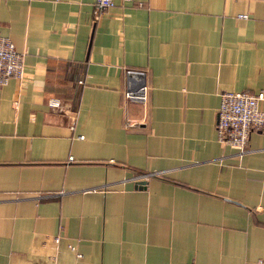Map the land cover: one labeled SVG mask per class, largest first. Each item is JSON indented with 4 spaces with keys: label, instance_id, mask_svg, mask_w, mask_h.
<instances>
[{
    "label": "crops",
    "instance_id": "1",
    "mask_svg": "<svg viewBox=\"0 0 264 264\" xmlns=\"http://www.w3.org/2000/svg\"><path fill=\"white\" fill-rule=\"evenodd\" d=\"M93 9L0 0V264H264V133L213 129L219 91L264 89V0Z\"/></svg>",
    "mask_w": 264,
    "mask_h": 264
},
{
    "label": "built area",
    "instance_id": "2",
    "mask_svg": "<svg viewBox=\"0 0 264 264\" xmlns=\"http://www.w3.org/2000/svg\"><path fill=\"white\" fill-rule=\"evenodd\" d=\"M114 0H94L93 18L110 8ZM130 2L132 0H122ZM237 18L245 19L246 14H237ZM23 75V62L12 42L0 35V86L5 84L10 77L21 78ZM126 99H137L144 101L146 92L145 85H141L137 90L127 88L123 92ZM264 100V89L257 91L241 90H221L218 93V104L215 111V121L213 124L215 140L219 144L231 146L238 154L246 152L249 134L252 131L264 133V108L259 106V102ZM46 104L57 112H65L62 102L56 97H49ZM81 135H77L80 138ZM71 159V158H68ZM154 173L147 172L139 174L136 179L142 181ZM58 236L53 237L57 242ZM68 249L79 258L80 254L74 246L68 245Z\"/></svg>",
    "mask_w": 264,
    "mask_h": 264
},
{
    "label": "water",
    "instance_id": "3",
    "mask_svg": "<svg viewBox=\"0 0 264 264\" xmlns=\"http://www.w3.org/2000/svg\"><path fill=\"white\" fill-rule=\"evenodd\" d=\"M132 73H137V72H132ZM135 75H140L141 77V81H140V86L144 84V81H143V75L142 74H135ZM143 181L139 182V183H142Z\"/></svg>",
    "mask_w": 264,
    "mask_h": 264
}]
</instances>
